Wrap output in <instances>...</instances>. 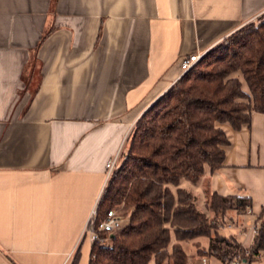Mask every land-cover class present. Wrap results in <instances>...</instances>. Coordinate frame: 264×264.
Segmentation results:
<instances>
[{"label":"crops","instance_id":"1","mask_svg":"<svg viewBox=\"0 0 264 264\" xmlns=\"http://www.w3.org/2000/svg\"><path fill=\"white\" fill-rule=\"evenodd\" d=\"M263 14L264 0H0V264H72L77 252V264H89L82 234L107 162L119 155L120 164L183 58ZM220 128L223 167L170 189L191 192L207 217L210 194L248 199L220 229L248 249L249 228L264 218V114ZM202 239L207 249V238L189 242Z\"/></svg>","mask_w":264,"mask_h":264},{"label":"trees","instance_id":"2","mask_svg":"<svg viewBox=\"0 0 264 264\" xmlns=\"http://www.w3.org/2000/svg\"><path fill=\"white\" fill-rule=\"evenodd\" d=\"M253 113L264 114V14L213 47L136 122L120 164L107 180L96 208L97 227L113 207L127 221L91 243L89 264H191L181 242L209 239L204 256L222 264L241 250L225 237L226 213L250 207L246 198L207 196V217L196 197L178 188L197 183L205 170L223 167L229 140L220 125L238 131ZM243 264L264 254V218ZM79 252L72 264H77Z\"/></svg>","mask_w":264,"mask_h":264},{"label":"built area","instance_id":"3","mask_svg":"<svg viewBox=\"0 0 264 264\" xmlns=\"http://www.w3.org/2000/svg\"><path fill=\"white\" fill-rule=\"evenodd\" d=\"M205 54H193L188 56L187 58H183L180 61L179 68L181 71V76L187 73L189 70L193 68L195 64H197ZM119 155L115 156L113 159L109 160L106 164V172H107V180L110 177L111 173L113 170L117 167ZM96 216V209L93 210L89 221L87 222L82 238H88V240L93 243L99 241V233H111L113 230L120 228L123 223L124 219L122 216L116 213L115 210H109L106 212L105 217L102 221L99 222L97 227H93V220ZM258 232V225H252L249 230L248 234H251L253 237L257 234ZM241 250H237L236 254L232 257V259L226 263L223 264H243L242 257L240 256ZM248 256V254L246 253ZM201 264H207V260L205 258L201 259Z\"/></svg>","mask_w":264,"mask_h":264},{"label":"rangeland","instance_id":"4","mask_svg":"<svg viewBox=\"0 0 264 264\" xmlns=\"http://www.w3.org/2000/svg\"><path fill=\"white\" fill-rule=\"evenodd\" d=\"M256 21V20H255ZM254 21V22H255ZM208 53V52H207ZM206 53V54H207ZM205 54V55H206ZM114 210L116 211L117 214H119L120 216L123 217L124 219V223L127 221V211H123L121 207H113ZM207 214H209L207 212ZM211 217V216H210ZM123 223V224H124ZM203 240V239H202ZM191 242V241H190ZM190 242H185L186 244L184 245V252L188 255H191L193 257V264H201V259L205 258L207 260V262L210 261L211 257L208 256H204V252L207 251L206 249V242L205 240L201 241V245L200 246H196L195 248H193V246L190 244ZM208 246V243H207ZM246 253L248 254V256H250V251L248 249H244L242 247V251L240 252V256L243 257H247ZM76 255V253H75ZM190 258V257H189ZM191 263V264H192ZM152 264V263H151ZM165 264H172L170 261L165 262ZM252 264H264V254H259L256 259H254V262Z\"/></svg>","mask_w":264,"mask_h":264}]
</instances>
